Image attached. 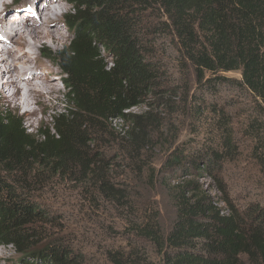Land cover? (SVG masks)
<instances>
[{
  "label": "trees",
  "instance_id": "1",
  "mask_svg": "<svg viewBox=\"0 0 264 264\" xmlns=\"http://www.w3.org/2000/svg\"><path fill=\"white\" fill-rule=\"evenodd\" d=\"M63 1L71 6L64 15L70 39L41 55L64 73L66 108L30 131L16 111L0 107V245L12 246L25 264H98L43 235L40 224L49 214L31 194L59 183L91 207L110 205L119 218L127 249L105 244L104 264H148L139 242L148 243L161 264H264V213L218 206L197 179L163 185L175 211L166 233L157 213L137 210L126 182L130 172H142L141 156L159 121L144 111L131 116L130 126L118 129L113 122L127 121L131 108L164 91L152 41L170 36L197 90L215 94L235 82L253 98L257 108L245 132L264 174V0ZM231 71L240 78L225 76ZM212 110L221 123L214 121L197 145L169 150L162 171L212 172L230 159V121L221 108ZM113 133L127 156L120 170H111L109 160L121 155L108 159L97 150L99 139Z\"/></svg>",
  "mask_w": 264,
  "mask_h": 264
},
{
  "label": "rangeland",
  "instance_id": "2",
  "mask_svg": "<svg viewBox=\"0 0 264 264\" xmlns=\"http://www.w3.org/2000/svg\"><path fill=\"white\" fill-rule=\"evenodd\" d=\"M57 1L59 5L55 4ZM57 1L43 0V5L47 6L41 11L38 7L39 10L34 16L40 14L37 21L39 24L45 17L47 7L49 11H54V8L58 9L57 15L53 17L59 25L56 31L62 33L58 41L53 43L41 39L36 47L22 48V51L26 52V55L30 54L28 58L32 65H38L41 70L40 76L43 75L41 78L54 82L58 91L51 95L52 100L47 104L43 113L40 112V106L33 104L31 107L36 110V113L32 116H27L22 109L15 108L14 104L6 100L3 92L0 93V107L16 111L23 120L24 126L30 131H35L41 124L48 123L50 115L66 108L64 96L66 89L62 84L64 73L52 66L51 61L41 55L42 49L54 51L68 43L70 39L64 15L69 13L71 6L63 0ZM52 2L55 4L53 8H51ZM29 7L28 0H2L0 13L5 15H3L4 20H1L4 26L10 21L11 10L17 8L19 11L16 13H20L29 10ZM31 14L21 13L20 16L23 19ZM1 32L3 29L0 26V34ZM5 34L4 38L8 36L7 33ZM11 35L13 37V34ZM17 37L16 34V39L10 42L11 45L19 43ZM152 44L155 48L154 57L160 62L164 71L161 80L164 91L149 94L139 106L131 108L127 112V121H113L118 129L123 126L127 127L131 125L129 119L132 115L144 111H150L152 116L159 121L152 134V144L144 149L141 156L142 166L141 163L139 165L142 172L138 173V170L130 172V178L126 182L127 190L132 192L134 206L139 211L148 209L151 213H157L158 224L163 233H166L174 220L175 211L163 185L190 178L197 179L222 208H227L229 204H232L249 216L264 213V174L252 156L253 142L245 132L246 125L257 108L255 101L248 92L237 87L235 82L218 86L215 94L207 90H197L193 72L183 61L179 62V52L171 41V37L164 35L162 39L152 41ZM38 72L35 70L32 77L36 79ZM225 76L233 81L240 78L237 71L228 72ZM2 79L7 80L8 78L3 77ZM2 83L5 84L4 81ZM213 105L223 110V114L228 116L232 127L235 151L230 159L224 162L221 169L212 172L204 168L176 172L174 175L162 171L161 167L169 150L174 146L182 148L197 145L208 137L214 121L220 122L213 115ZM215 134L219 132L215 130ZM117 137V133L103 135L97 143V150L108 159L121 155L115 160H109L111 170L117 169L116 166L119 170L123 169L128 164L126 153L121 152L119 146L116 145ZM173 176L176 179H172ZM50 184L40 186L38 192L31 194L39 207L49 214L47 222L40 224L44 228L43 235H52L53 238L64 242L65 246L76 251V254L77 251L83 253L87 261L91 263L97 260L98 264H104L103 250L109 243L127 249L125 240L118 236V232L123 233L120 229V220L110 205L100 204V207L96 209V207H91L86 200L78 199L65 186L58 183L51 188ZM107 236L109 238H106ZM139 244H142L147 251L148 264H161L159 255L148 243L139 242ZM0 255L4 256L0 258V264H25L29 261L24 260L10 245H0Z\"/></svg>",
  "mask_w": 264,
  "mask_h": 264
},
{
  "label": "bare ground",
  "instance_id": "3",
  "mask_svg": "<svg viewBox=\"0 0 264 264\" xmlns=\"http://www.w3.org/2000/svg\"><path fill=\"white\" fill-rule=\"evenodd\" d=\"M1 1L2 0H0V2ZM28 1L29 4H33L35 0ZM51 4V8H53L55 4L59 5V3ZM46 6L47 5H43L42 0L36 2L34 10L29 7V10L16 13L19 10L14 8L15 10L10 11L12 14L9 19L10 21L7 23V18L5 19L7 23L5 26L3 21H1L2 19L4 20L5 15L0 13V15H2V17H0V25L5 28V32H1L0 34V93L3 92L6 100L14 104L15 108L22 109L23 113L27 116H32L36 113V110L31 107L33 104L40 106V112L43 113L47 104L52 100L51 95L58 91V87L54 82H48L47 79L44 80L41 78L43 75L40 76L41 70H39L38 65H32L28 58L30 54L28 53L26 55V52L22 51V48H29L30 46L36 47L41 39L54 43L60 38L62 33L56 31L59 25L53 20V17L57 15V8H54V11H49L50 9L47 7L45 17H43L44 19H42L39 24L37 21L40 18V14L38 13L39 15L37 14V16H34L39 9V11H41ZM2 12H4V10H2ZM21 13L32 14L22 19L20 16ZM5 33L8 35L6 38L3 37L4 35L6 36ZM11 34H13V37ZM16 34L19 43L11 45L10 42L16 39ZM49 67L51 66L49 65ZM35 70L39 71L36 75V79L32 77ZM56 71L58 72V69ZM3 77L8 79H2ZM3 81L5 84L2 83ZM2 257L4 256L0 255V258Z\"/></svg>",
  "mask_w": 264,
  "mask_h": 264
}]
</instances>
